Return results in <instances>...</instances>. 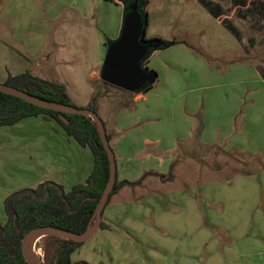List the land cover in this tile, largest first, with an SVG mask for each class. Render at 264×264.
I'll return each mask as SVG.
<instances>
[{
  "label": "rangeland",
  "instance_id": "374dc122",
  "mask_svg": "<svg viewBox=\"0 0 264 264\" xmlns=\"http://www.w3.org/2000/svg\"><path fill=\"white\" fill-rule=\"evenodd\" d=\"M142 1L146 37L173 41L148 56L155 82L140 98L100 77L93 84L113 105L118 94L130 97L113 114L127 127L122 137L132 136L128 155L143 164L138 179L165 158L169 168L179 161L177 177L169 191L139 188L125 198L132 205L81 242L70 264H264V0ZM126 2L0 0V67L16 60L13 72L39 74L35 66L50 59L34 56L27 40L37 42L48 23L49 41L79 11L87 16L77 28L91 26L104 43ZM56 245L40 236L32 250L45 263Z\"/></svg>",
  "mask_w": 264,
  "mask_h": 264
},
{
  "label": "crops",
  "instance_id": "0c3cea01",
  "mask_svg": "<svg viewBox=\"0 0 264 264\" xmlns=\"http://www.w3.org/2000/svg\"><path fill=\"white\" fill-rule=\"evenodd\" d=\"M78 14L77 20L64 22L55 28L49 41L48 33L46 34L49 29L47 23L46 29L43 27V33L36 34L38 41L36 42L34 38L33 41L27 40L25 48L32 50L34 56L43 58L45 55L47 60L50 59L46 64L39 62V65L35 66L39 74L32 73L33 75L63 83L71 101L77 106L86 107L97 91L93 81L99 77L107 45L91 26L83 31L77 28V24L82 23V19L87 16L83 11H79ZM1 18H3L2 14ZM97 20L106 27L103 17L97 15ZM113 22L111 21V26L106 31L110 39L116 38L119 34L121 27L119 14ZM9 31L10 29H7V32ZM10 32L13 34L12 31ZM18 34L17 32L10 39L17 40L15 38ZM4 47L5 45L0 42V48L3 50ZM15 63L19 65L15 60L12 66ZM12 66L7 67L3 64L0 67L2 82L8 73L15 75L28 68L21 67L19 71L13 72ZM132 93H135L133 98L145 97L144 91ZM118 95L119 103L113 105L116 98L102 92L95 102V107L99 116L98 110L104 112L101 119L105 123L108 142L114 154L117 179L136 181L138 174L143 170V164L128 155L135 151L132 146V136L126 139L122 137L127 127L121 122L119 115L113 114L121 105L124 106L123 104L128 102L130 97L126 96L122 99V95ZM169 162L170 160L165 158L162 162L163 168L154 173H146L138 184H123L110 196L103 208L104 211L107 208L108 210L106 214L101 215V221L106 225L104 229L112 225L118 211L123 210L126 205H132L131 202L123 200L130 198V194L134 191L138 192L139 188L151 189L148 193L169 191L168 185L176 180L179 161H175L172 169L169 168ZM92 167L93 155L89 146H81L68 136L55 120L46 115L28 116L12 124L1 125L0 223H4L7 219L4 199L11 192L23 187H35L44 180L55 181L67 191L74 184L84 183ZM170 170L172 177L168 178Z\"/></svg>",
  "mask_w": 264,
  "mask_h": 264
},
{
  "label": "trees",
  "instance_id": "16d2710c",
  "mask_svg": "<svg viewBox=\"0 0 264 264\" xmlns=\"http://www.w3.org/2000/svg\"><path fill=\"white\" fill-rule=\"evenodd\" d=\"M141 3L144 6V2ZM127 4L128 2L124 8ZM143 9L146 11L144 7ZM225 25L228 30L238 34L232 24L226 22ZM153 38L146 37V34L143 36L145 40ZM105 39L104 43L107 45L111 39L109 37ZM148 56L145 57L142 65L146 69L154 71L147 65ZM3 82L47 100L81 107L71 101L63 83L40 78L33 75L29 70L15 75L8 73ZM103 83L111 85L104 81ZM151 86L152 84L140 91H146ZM98 97L99 95L95 92L86 108L97 112L95 102ZM37 115H46L55 120L65 133L77 143L81 146H89L93 155V167L84 183L74 184L67 191L55 181L44 180L35 187H23L6 196L4 208L7 219L4 223H0V264H27L21 254V238L33 227L53 225L76 233L83 232L94 212L109 175L107 154L90 117L82 114H61L58 111L37 106L22 98L0 91V126ZM61 115L65 120L61 118ZM103 124L105 126L104 121ZM106 136L109 141L107 133ZM172 167L173 164H171L170 169ZM140 181L141 179L136 181L118 180L116 176L105 205L110 196L123 184H138ZM105 227L106 225L101 221L99 228ZM44 237L52 238L57 242L54 255L48 259L47 255H44L45 264H70V255L81 242L54 235ZM78 264L87 263L81 261Z\"/></svg>",
  "mask_w": 264,
  "mask_h": 264
},
{
  "label": "water",
  "instance_id": "95a60500",
  "mask_svg": "<svg viewBox=\"0 0 264 264\" xmlns=\"http://www.w3.org/2000/svg\"><path fill=\"white\" fill-rule=\"evenodd\" d=\"M141 6L140 0L128 1L127 6L124 8L119 34L116 38L108 41L99 71V77L102 81L129 92H139L155 82L156 72L143 67L142 62L150 54L151 50L173 44V41L167 42L158 38L143 39L146 30L145 26L147 25V12ZM0 91L22 98L37 106L58 111L61 114H82L90 117L108 158V179L83 232L76 233L53 225H42L33 227L21 238L23 259L27 264H41V261L40 263L39 260L33 258L30 251L29 241L34 234L41 233L42 236L54 235L61 238H69L76 242H84L89 240L99 228L102 210L116 179L115 158L106 136L103 120L97 112L86 107H76L47 100L4 82H0ZM61 118L65 120L62 115Z\"/></svg>",
  "mask_w": 264,
  "mask_h": 264
},
{
  "label": "bare ground",
  "instance_id": "6f19581e",
  "mask_svg": "<svg viewBox=\"0 0 264 264\" xmlns=\"http://www.w3.org/2000/svg\"><path fill=\"white\" fill-rule=\"evenodd\" d=\"M40 236H42L41 233L34 234V235L31 237L30 241H29V246H30L31 254H32L33 258H35V259H37V260H38V258L36 257L37 255H35L34 251L32 250V246H33L34 243H36L37 238H39ZM39 262H40V261H39ZM40 263H41V262H40ZM41 264H43V262H42Z\"/></svg>",
  "mask_w": 264,
  "mask_h": 264
},
{
  "label": "flooded vegetation",
  "instance_id": "af4514ba",
  "mask_svg": "<svg viewBox=\"0 0 264 264\" xmlns=\"http://www.w3.org/2000/svg\"><path fill=\"white\" fill-rule=\"evenodd\" d=\"M129 1V0H128ZM142 2V0H140ZM143 8V5L141 6Z\"/></svg>",
  "mask_w": 264,
  "mask_h": 264
}]
</instances>
